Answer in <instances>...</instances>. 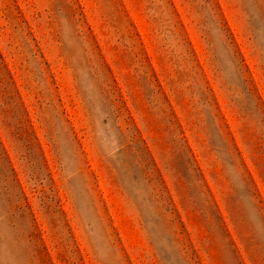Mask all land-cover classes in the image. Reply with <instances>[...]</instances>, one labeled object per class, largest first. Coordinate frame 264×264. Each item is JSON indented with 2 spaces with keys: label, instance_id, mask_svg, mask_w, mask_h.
<instances>
[{
  "label": "rangeland",
  "instance_id": "374dc122",
  "mask_svg": "<svg viewBox=\"0 0 264 264\" xmlns=\"http://www.w3.org/2000/svg\"><path fill=\"white\" fill-rule=\"evenodd\" d=\"M0 264H264V0H0Z\"/></svg>",
  "mask_w": 264,
  "mask_h": 264
}]
</instances>
